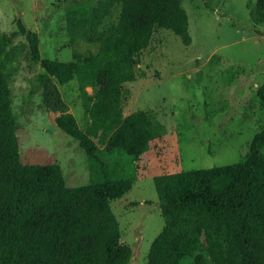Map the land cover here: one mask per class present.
<instances>
[{
  "label": "trees",
  "instance_id": "trees-1",
  "mask_svg": "<svg viewBox=\"0 0 264 264\" xmlns=\"http://www.w3.org/2000/svg\"><path fill=\"white\" fill-rule=\"evenodd\" d=\"M114 5L119 6L116 21L103 25ZM256 6L264 22V0H256ZM66 22L72 41L98 42V51L69 62L41 59L36 33L19 20L17 28L49 82L77 81L84 129L67 112L54 122L83 149L90 183L70 187L58 165L21 161L7 78L0 69V264L129 263L131 249L120 241L110 202L133 180L111 174L102 156L109 150L137 159L159 131L144 112L121 111L120 84L131 78L122 53L126 48L138 56L155 28L171 31L184 45L191 42L181 0H86L67 10ZM103 80L96 95L84 91ZM256 95L264 107V84ZM153 184L169 225L151 242L148 264H179L193 250L197 238L177 234L176 225H194L205 233L207 255H195L194 264H264V129L253 135L237 163L158 175Z\"/></svg>",
  "mask_w": 264,
  "mask_h": 264
},
{
  "label": "rangeland",
  "instance_id": "rangeland-1",
  "mask_svg": "<svg viewBox=\"0 0 264 264\" xmlns=\"http://www.w3.org/2000/svg\"><path fill=\"white\" fill-rule=\"evenodd\" d=\"M85 1L0 0V69L7 78L21 161L58 165L70 187L90 183L89 163L77 140L54 119L71 113L84 129L80 90L75 79L59 85L44 77L17 21L36 33L41 59L69 62L99 49L98 42L72 41L68 34L67 10ZM181 5L189 45L155 28L138 56L126 48L122 53L131 78L120 84L121 111L144 112L158 136L137 159L99 147L106 151L101 158L111 174L133 180L110 202L120 241L131 249L128 264H148L151 242L169 225L159 211L154 176L237 163L253 135L264 129V107L256 95L264 84V22L256 15V0H181ZM118 12L114 5L103 25L115 22ZM104 85L103 80L84 91L94 96ZM173 230L197 238L179 264L207 255L203 230L194 225Z\"/></svg>",
  "mask_w": 264,
  "mask_h": 264
}]
</instances>
